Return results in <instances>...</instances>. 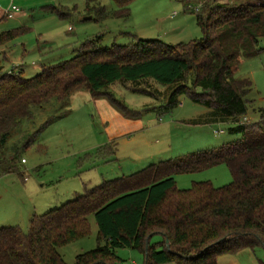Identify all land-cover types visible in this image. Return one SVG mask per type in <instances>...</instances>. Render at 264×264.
I'll list each match as a JSON object with an SVG mask.
<instances>
[{
    "label": "trees",
    "instance_id": "16d2710c",
    "mask_svg": "<svg viewBox=\"0 0 264 264\" xmlns=\"http://www.w3.org/2000/svg\"><path fill=\"white\" fill-rule=\"evenodd\" d=\"M114 1L116 7L109 9L98 0H87L86 10L98 22L128 19L134 0ZM182 1L188 9L194 7L202 29L200 37L188 42L169 44L127 32L130 43L105 46L99 45V34L84 41L73 57L43 64L32 77H26L20 66L4 71L0 59V174L19 172L22 150L50 122L70 112L71 97L79 90H87L93 99L107 98L127 117L138 118L157 107H128L110 89L116 82L155 97L158 92L148 81L167 86L166 110L188 93L211 108L203 120L232 122L231 130L241 137L104 179L57 207L32 213L28 230L20 224L0 226V264H67L61 248L91 234V216L98 226V244L76 254L74 264H122L120 247L138 249L143 264H217L220 254L264 246V110L260 120L244 121L253 82L236 74L244 57L263 49L258 44L264 36V0ZM41 8L61 19L78 9L54 3ZM27 30L30 27L18 26L0 32V45ZM45 113L47 118L38 125ZM31 125L33 132L9 141L16 131ZM99 149L106 158L117 152L114 141ZM220 163L230 167L234 177L230 183L177 186L175 174ZM156 233L163 235L162 241H151Z\"/></svg>",
    "mask_w": 264,
    "mask_h": 264
},
{
    "label": "rangeland",
    "instance_id": "374dc122",
    "mask_svg": "<svg viewBox=\"0 0 264 264\" xmlns=\"http://www.w3.org/2000/svg\"><path fill=\"white\" fill-rule=\"evenodd\" d=\"M98 1L109 9L116 7L114 0ZM200 1L207 2L193 0L192 3ZM225 1L215 0L216 3ZM60 3L78 9L72 17L61 19L56 14L44 12L41 6L31 9L23 6L28 16L23 26L30 27V30L0 45L4 71L19 70L21 63L25 68L24 75L32 77L41 72L43 64L73 57L84 41L99 34H102L99 45L105 46L115 42L130 43L132 38L127 32H137L146 38H161L169 44L188 42L202 35L192 11L194 7L188 9L182 0H135L128 19L110 17L101 22L88 18L93 14L86 10L87 0H61ZM174 11L178 12L176 17L172 16ZM8 19V24L14 21ZM258 45L263 49L252 57H244L236 73L253 82L249 94L252 101L243 117L247 123L260 120V110H264V36ZM6 46L9 48L7 57L1 51ZM148 82L151 89L158 92L157 97L134 92L119 82L110 86L130 108L157 106L144 111L138 118L125 116L105 97L93 99L85 89L75 92L68 105L70 112L50 122L31 145L22 150L17 160L22 175L19 172L0 174V218L1 215L5 218L0 226L17 218L23 221V229L28 230L30 213H44L104 179L129 175L153 162L175 159L241 137L242 133L231 130L232 122L203 120L211 108L194 101L188 93L180 96L179 104L166 110L163 107L167 103L164 92L168 87L154 80ZM46 118L45 113L38 118L37 124ZM124 124L130 127L126 132H122ZM135 128L137 131L133 130ZM34 130L32 125L23 127L9 141L14 143V139H23ZM111 141L116 143L117 152L106 158L104 150L99 147ZM22 157L26 161L23 162ZM174 177L179 188H189L197 181H211L220 187L234 178L227 163L178 173ZM90 220L94 228L90 235L61 248L67 264H74L81 247L90 250L97 246L98 226L94 216ZM163 238L161 233H156L151 241L159 242ZM117 253L124 259L122 264H133L138 256L144 259L143 253L130 247H120ZM255 253L264 260V246H258Z\"/></svg>",
    "mask_w": 264,
    "mask_h": 264
},
{
    "label": "crops",
    "instance_id": "0c3cea01",
    "mask_svg": "<svg viewBox=\"0 0 264 264\" xmlns=\"http://www.w3.org/2000/svg\"><path fill=\"white\" fill-rule=\"evenodd\" d=\"M60 2H61V0H0V3H1V6H0V32L4 31L10 27L13 28V27H17V26H23L26 24L25 20L28 18V16H27V12L23 8V6H26L28 9H31V8H34L37 6L40 7V6H43L45 4H49V3L62 4ZM134 2H135V0L133 1V3ZM11 3H16V4L20 5L22 9L15 14V16L13 17L14 21L8 24V22H6V21L9 20L8 19L9 17H7V15H6V8ZM133 3H132V5H133ZM137 7L138 6H135V9H137ZM43 11L45 12V10H43ZM48 14H52V13H48ZM177 15H178L177 11H174V13L172 14L173 17H176ZM88 18H92V16L88 17ZM137 34L139 36H141V34H139V33H137ZM141 37H143V36H141ZM40 39H41V37H40ZM22 45L25 46L24 43H22ZM8 50H9V48H7V46H6V48H1V51L3 52L5 57L8 56ZM24 50H26V49L24 48ZM19 65H21L20 69H23L25 72V68L23 67V65L21 63ZM14 67H16V65ZM97 99H99V98H97ZM122 129H123L122 132H126L128 129H130V127H127L126 124H124ZM133 130L137 131V128H135ZM30 216H31V213H30V215H28V217L30 218ZM1 217L2 218H0V224H2L3 221L5 220V218H3L2 215H1ZM7 222H9V224H20V225L24 224V223H22L23 221H19V219H17V218L13 219V220H8ZM93 230H94V228L92 225V232H93ZM68 245H70V244H68ZM68 245H66V246H68ZM66 246H64V247H66ZM79 251L83 252V251H86V249L84 247H81V249H79ZM79 251H77V252L79 253ZM142 260L144 263V259H142V257L139 258V256H138L134 259L133 264H143V263H141ZM217 261H218L217 264H261L262 259H260L256 255L255 249L247 247V248H242L235 253L220 254L218 256ZM164 264H176V263L170 262V263H164Z\"/></svg>",
    "mask_w": 264,
    "mask_h": 264
},
{
    "label": "built area",
    "instance_id": "2783aa9c",
    "mask_svg": "<svg viewBox=\"0 0 264 264\" xmlns=\"http://www.w3.org/2000/svg\"><path fill=\"white\" fill-rule=\"evenodd\" d=\"M1 6V3H0ZM22 8L16 4V3H11L7 8H6V15L9 18H13L15 16V14L20 11ZM196 9H198V7H196ZM26 161V159H23V162Z\"/></svg>",
    "mask_w": 264,
    "mask_h": 264
},
{
    "label": "water",
    "instance_id": "95a60500",
    "mask_svg": "<svg viewBox=\"0 0 264 264\" xmlns=\"http://www.w3.org/2000/svg\"><path fill=\"white\" fill-rule=\"evenodd\" d=\"M166 242H167V247H168V248H170V247H171V245H170V242H169V240L167 239V241H166ZM149 244H150V238H148V239H147V248H148Z\"/></svg>",
    "mask_w": 264,
    "mask_h": 264
}]
</instances>
